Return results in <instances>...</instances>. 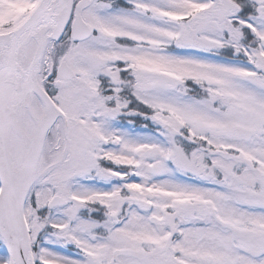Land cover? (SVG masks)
I'll use <instances>...</instances> for the list:
<instances>
[{
	"label": "snow or ice",
	"instance_id": "1",
	"mask_svg": "<svg viewBox=\"0 0 264 264\" xmlns=\"http://www.w3.org/2000/svg\"><path fill=\"white\" fill-rule=\"evenodd\" d=\"M0 264H264V0H0Z\"/></svg>",
	"mask_w": 264,
	"mask_h": 264
}]
</instances>
